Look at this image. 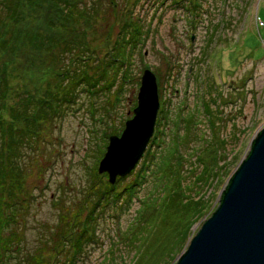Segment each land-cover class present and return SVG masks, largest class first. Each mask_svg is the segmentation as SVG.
Wrapping results in <instances>:
<instances>
[{
  "label": "rangeland",
  "instance_id": "obj_1",
  "mask_svg": "<svg viewBox=\"0 0 264 264\" xmlns=\"http://www.w3.org/2000/svg\"><path fill=\"white\" fill-rule=\"evenodd\" d=\"M90 1H77L79 9ZM55 10L53 3L26 6L18 20L5 23L9 31L30 27L60 41H53L48 49L22 46L13 54L0 48V65H5L9 86L6 104L24 90L40 96L50 83L49 90L55 91L52 78L63 65L64 42L74 41V51L93 59L109 51L123 23L139 28L130 61L134 76L105 121L100 108L102 119L96 120L84 108L66 112L59 121L41 122L36 156L22 157L26 172L19 187H36L26 234L32 239L35 229L43 222H54L59 210L72 207L70 212H74L76 204L80 205L94 163L92 150L100 136L93 131L115 127L119 131L110 134L120 133L123 122L133 114L140 76L147 67L157 79L158 128L154 127L155 136L153 132L136 166L116 177L114 192H120L124 201L126 188L143 167L149 165L152 170V163L159 165L166 156L172 162L178 160L180 190L203 204V214L190 227L191 237L217 206L229 175L264 127V25H258V18L264 21V0H115L102 19L92 17L89 23L81 15L70 23L59 20ZM149 169L146 176L140 174L142 182L129 206L106 205L95 231L98 242L87 247L77 264H104L114 246L119 262L126 264L133 258L134 251L121 234L133 227L142 198L151 196L154 178ZM45 230L51 231L48 227L38 231Z\"/></svg>",
  "mask_w": 264,
  "mask_h": 264
},
{
  "label": "trees",
  "instance_id": "obj_2",
  "mask_svg": "<svg viewBox=\"0 0 264 264\" xmlns=\"http://www.w3.org/2000/svg\"><path fill=\"white\" fill-rule=\"evenodd\" d=\"M77 1L80 0H0V48L10 50L13 54L22 46L48 49L53 41L60 42L52 35L30 27H15L11 31L5 28L8 20H18L26 6L32 9L43 3H53L59 20L64 19L70 23L74 22L75 15H78V19L81 15L80 19L89 23L92 17L102 19L106 9L112 8L115 3V0H91L87 7L79 9ZM51 23L55 22L52 20ZM135 30L139 31V28L128 27L123 23L109 51L93 59H89L86 53L79 55L74 51V41L64 42L61 45L64 62L60 72L52 78L55 91L49 90V82L50 85L45 88V95L41 98L43 93L36 96V93L24 90L14 95L17 96L15 101L6 104L9 86L5 65H0V264H77L87 253V247L98 242L95 231L106 205L109 202H119L120 206L124 203L129 206L136 186L142 182L140 174L144 172L146 176L150 166L139 171L138 178L126 188L128 195L123 201L121 193L114 192L115 184L107 181L105 173L97 171L109 134L119 131L115 127L103 128L101 133L98 129L93 131L95 136H100L92 150L96 152L94 163L90 166L88 182L80 194V205L76 204L74 212H70L72 207L59 210L56 220L41 223L33 232L32 239L26 234V230L27 225L29 226L27 222L30 209L36 200V187L26 190L23 185H19L26 172L23 154L36 156L37 143L41 140L38 133L41 122L55 119L59 121L66 112L84 108L92 120L102 116L104 119H100L105 121L110 116L114 104L118 103L126 85L131 83L134 76L130 61L133 49L137 46L134 40L135 33L138 32ZM98 108L106 116H100ZM4 110L7 111L6 114ZM249 150L250 147L247 152ZM219 155L217 153L218 159ZM166 157L158 161L159 165L152 163L154 168L149 169L154 178L151 196L142 198L133 219V227L126 234H121L126 239L129 250L134 251L133 258L126 264H170L171 261L174 264L176 256L184 249L190 237L188 233L191 225L203 214L201 200L185 195L180 190L178 160L172 162ZM94 179L98 181L97 185L94 184ZM228 181L229 178L222 192ZM220 197L221 194L218 203ZM58 201L59 197L56 198V202ZM41 227H48L50 233L46 230L38 231ZM30 243L32 244L29 245ZM115 251L118 253L117 246L110 249L109 257L105 256L109 261L104 263L103 260L104 264H124L118 261L120 253L117 257Z\"/></svg>",
  "mask_w": 264,
  "mask_h": 264
},
{
  "label": "water",
  "instance_id": "obj_3",
  "mask_svg": "<svg viewBox=\"0 0 264 264\" xmlns=\"http://www.w3.org/2000/svg\"><path fill=\"white\" fill-rule=\"evenodd\" d=\"M133 114L110 134L97 166L114 184L138 163L154 132L159 96L156 74L144 68ZM229 177L217 207L190 237L174 264H264V127Z\"/></svg>",
  "mask_w": 264,
  "mask_h": 264
},
{
  "label": "built area",
  "instance_id": "obj_4",
  "mask_svg": "<svg viewBox=\"0 0 264 264\" xmlns=\"http://www.w3.org/2000/svg\"><path fill=\"white\" fill-rule=\"evenodd\" d=\"M259 19V24L260 26L264 25V22L261 20V18H258Z\"/></svg>",
  "mask_w": 264,
  "mask_h": 264
},
{
  "label": "flooded vegetation",
  "instance_id": "obj_5",
  "mask_svg": "<svg viewBox=\"0 0 264 264\" xmlns=\"http://www.w3.org/2000/svg\"><path fill=\"white\" fill-rule=\"evenodd\" d=\"M157 80V79H156ZM160 105V104H159Z\"/></svg>",
  "mask_w": 264,
  "mask_h": 264
},
{
  "label": "bare ground",
  "instance_id": "obj_6",
  "mask_svg": "<svg viewBox=\"0 0 264 264\" xmlns=\"http://www.w3.org/2000/svg\"><path fill=\"white\" fill-rule=\"evenodd\" d=\"M257 133V132H256Z\"/></svg>",
  "mask_w": 264,
  "mask_h": 264
},
{
  "label": "clouds",
  "instance_id": "obj_7",
  "mask_svg": "<svg viewBox=\"0 0 264 264\" xmlns=\"http://www.w3.org/2000/svg\"><path fill=\"white\" fill-rule=\"evenodd\" d=\"M217 207V206H216Z\"/></svg>",
  "mask_w": 264,
  "mask_h": 264
}]
</instances>
